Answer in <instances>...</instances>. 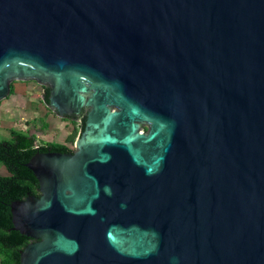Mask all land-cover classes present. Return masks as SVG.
Here are the masks:
<instances>
[{
	"label": "water",
	"instance_id": "water-1",
	"mask_svg": "<svg viewBox=\"0 0 264 264\" xmlns=\"http://www.w3.org/2000/svg\"><path fill=\"white\" fill-rule=\"evenodd\" d=\"M26 80L86 116L25 164L19 264H264V0H0Z\"/></svg>",
	"mask_w": 264,
	"mask_h": 264
},
{
	"label": "rangeland",
	"instance_id": "rangeland-1",
	"mask_svg": "<svg viewBox=\"0 0 264 264\" xmlns=\"http://www.w3.org/2000/svg\"><path fill=\"white\" fill-rule=\"evenodd\" d=\"M44 91L45 86L33 80L11 83L9 93L0 100V141L10 142L13 135L20 134L33 136L36 145L63 146L73 151V142L82 132L81 122L53 113L43 101ZM0 176H8L1 163Z\"/></svg>",
	"mask_w": 264,
	"mask_h": 264
},
{
	"label": "trees",
	"instance_id": "trees-1",
	"mask_svg": "<svg viewBox=\"0 0 264 264\" xmlns=\"http://www.w3.org/2000/svg\"><path fill=\"white\" fill-rule=\"evenodd\" d=\"M48 89H45L43 101L47 104ZM81 131L85 118H81ZM72 141V137L70 138ZM67 153L69 149L56 145H36L33 136L15 134L10 142L0 141V163L8 176H0V260L2 264H19V252L30 239L12 230L9 205L13 201L35 195L38 182L25 164L36 153ZM37 196V195H36Z\"/></svg>",
	"mask_w": 264,
	"mask_h": 264
},
{
	"label": "flooded vegetation",
	"instance_id": "flooded-vegetation-1",
	"mask_svg": "<svg viewBox=\"0 0 264 264\" xmlns=\"http://www.w3.org/2000/svg\"><path fill=\"white\" fill-rule=\"evenodd\" d=\"M45 89H48V88L45 86ZM85 116H86V109H83V110H81V112L78 115H71V116L66 117V118L73 119V120H78L79 122H81L80 119L83 118V117L85 118ZM84 123H85V121H84ZM143 128H146V130H147V126L146 125H141V131L145 132V131L142 130ZM83 129H84V127H83ZM73 144H74V142H73ZM69 152H72V151H69ZM30 242H34V241L30 239Z\"/></svg>",
	"mask_w": 264,
	"mask_h": 264
}]
</instances>
